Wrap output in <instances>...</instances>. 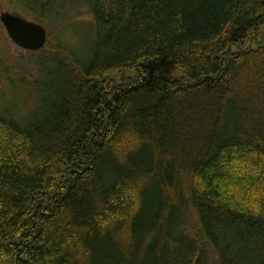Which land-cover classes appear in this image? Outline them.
Instances as JSON below:
<instances>
[{"label": "trees", "instance_id": "trees-1", "mask_svg": "<svg viewBox=\"0 0 264 264\" xmlns=\"http://www.w3.org/2000/svg\"><path fill=\"white\" fill-rule=\"evenodd\" d=\"M65 2L92 44L0 107V264H264V0H24Z\"/></svg>", "mask_w": 264, "mask_h": 264}, {"label": "rangeland", "instance_id": "rangeland-1", "mask_svg": "<svg viewBox=\"0 0 264 264\" xmlns=\"http://www.w3.org/2000/svg\"><path fill=\"white\" fill-rule=\"evenodd\" d=\"M59 8L57 10L60 12ZM3 11L18 14L44 26L47 37L44 46L39 49L42 53L55 54L56 51L58 52L57 47L78 53L83 48L89 47L95 36L90 11L80 3H63L59 22L53 17L44 19L30 15L24 0H0V13ZM37 54L28 53L27 50L14 44L0 22V107L10 106L23 110L33 104L35 95L29 89L30 86L24 85L21 80L22 76H26L29 81L34 82L41 76V65L36 62L32 64ZM24 61L26 64L21 63ZM163 69L173 77L184 75L181 69L169 64H165ZM108 76L117 80L121 78V73L113 72ZM128 76H131V73H128ZM95 81L99 83L98 85L102 84V80Z\"/></svg>", "mask_w": 264, "mask_h": 264}, {"label": "water", "instance_id": "water-1", "mask_svg": "<svg viewBox=\"0 0 264 264\" xmlns=\"http://www.w3.org/2000/svg\"><path fill=\"white\" fill-rule=\"evenodd\" d=\"M0 22L9 39L25 50L37 51L46 42L47 32L44 26L25 17L3 11L0 13Z\"/></svg>", "mask_w": 264, "mask_h": 264}]
</instances>
